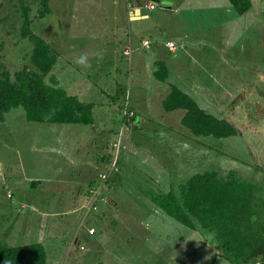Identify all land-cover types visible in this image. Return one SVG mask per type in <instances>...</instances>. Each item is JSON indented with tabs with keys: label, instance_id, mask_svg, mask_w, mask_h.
I'll return each instance as SVG.
<instances>
[{
	"label": "rangeland",
	"instance_id": "rangeland-1",
	"mask_svg": "<svg viewBox=\"0 0 264 264\" xmlns=\"http://www.w3.org/2000/svg\"><path fill=\"white\" fill-rule=\"evenodd\" d=\"M251 1L252 8L245 15H238L228 0H183V10L167 12L164 16L171 23L177 20V29L184 30L188 23L186 49L179 53L183 55L179 56L181 67L194 68L196 85L203 87L211 102H228L221 112L217 108L213 112L226 115V120L237 129L236 135L225 140L187 138L189 143L183 149L173 147L171 142L182 135L175 127L177 123L170 121L161 110L164 101L159 108L155 104L146 111L137 107L136 115L128 87L120 107L115 98H111V103L96 108L93 115L99 120L94 127L32 122L26 120L22 106L11 108L0 123V245L16 247L40 242L45 246L46 264H219L213 261L217 254L212 235L187 228L147 200L169 190L179 194L187 179L171 176V171H178L174 163L185 164L179 168L183 174L217 172L224 179L229 177L227 180L240 182L245 187L244 198H248L251 205L250 229L259 231L254 227L258 221L255 199L264 197V184L256 182L255 170L244 174L235 167L247 162L264 165V0ZM49 7L57 17L64 11L65 24H69L72 16H77L98 25L109 22L113 4L109 0H49ZM23 8L32 20L33 32L48 39L45 33L49 30L39 16L41 0H0V66L10 75L24 65L31 67L33 42L20 35ZM155 9L151 14L153 18L161 8ZM160 28L164 35L171 36L173 27L162 22ZM97 43L95 40L94 44ZM135 93L140 94L142 102L144 94L134 90ZM127 98L133 118L136 115L135 122L142 128L128 133V143L127 138L123 139L131 160H120L118 172L104 184L96 183V176L95 181L84 187L83 195L87 199L81 211L70 207L65 214L45 216L41 222L44 216L40 212L49 211L44 205L48 203L46 197L71 198L72 190L80 181L79 175L91 170L89 165L81 166L82 163L107 158L103 169L107 168L112 151V142L108 143L111 136L107 137L100 129H117ZM197 103L200 107V102ZM157 113L160 118L155 120L146 116ZM132 120L125 124L129 126ZM168 120L171 124L166 125ZM66 128L75 131L69 135L71 142L66 144V154L60 155L62 131ZM162 141H167V145L159 152ZM160 162H167L169 169L160 166L165 164ZM187 168L190 172H186ZM59 177L63 179L61 184L52 181ZM32 180L36 181V187L31 184ZM92 189V195H102L103 201L85 218ZM104 204L109 209L102 210ZM81 216L85 220L79 227ZM260 218L264 221V217ZM89 228L94 229L93 234L88 232Z\"/></svg>",
	"mask_w": 264,
	"mask_h": 264
},
{
	"label": "crops",
	"instance_id": "crops-1",
	"mask_svg": "<svg viewBox=\"0 0 264 264\" xmlns=\"http://www.w3.org/2000/svg\"><path fill=\"white\" fill-rule=\"evenodd\" d=\"M181 1L183 0H173L170 9L161 8L156 12L157 14H155L156 16L153 18L151 17V14L156 11V7L151 11L145 9L138 11L137 7L129 9L126 0H109L110 4H113L110 13V16L112 17L109 22L107 24L100 23L94 25L92 24V20L84 21L71 14L70 16H72V18L69 21V24H65L63 17L64 11H60L62 13L57 17L49 7L48 0L49 11L40 18L42 21L44 19L45 28L49 30L48 33H45L48 36V39L43 38V35L41 36L40 34L38 37L42 38L54 49L53 52L55 53L56 61L52 65L50 72L45 76V81H48L46 83L55 86V88L64 90L68 96L76 97L80 103L92 105V123L60 125H87L94 127L99 120L98 116L93 115L96 112V108H98V106L108 105L111 103V98H115L116 105L120 107V104H122L124 100V90H128L127 87L131 91L130 93L128 92V94L132 103L131 106L136 115L138 114L137 107H140L142 111H146V108H151L156 104L159 108V104H163V101L171 92L173 85L179 87L183 92L189 94L195 100L197 99V102H200L199 104H201V110L207 114H211L216 118L218 117L219 119H224L226 122H229L228 119L226 120V115H221L220 113L215 115L213 113L215 108H217L218 112H221L228 102H220L219 100L211 102L212 99L207 97L209 95L202 91L203 87H200V85L197 87L196 84L198 83H196L193 75L194 68L190 69L187 65H185L186 69L181 67L183 64H181V61L179 60V56L181 55L179 53L186 49L185 39L187 35L185 33H187L188 23H185L186 27H184V30L177 29V20H174L171 23V20H166V18H164L167 12L179 13L180 8L183 10L184 8L181 7ZM104 7L107 8L106 5H104ZM160 14L163 15L159 17ZM162 22H164L165 25L173 27L171 36L163 34L164 31L160 28ZM33 34L36 35L34 32ZM95 40L98 41L97 44H94ZM144 41L148 42V45L144 46ZM167 42H173L174 48L168 47L166 45ZM127 48L129 50V55L124 53V50ZM158 63H161L162 66H160V69ZM102 66L103 69H101ZM176 66H179L180 68L177 69ZM112 73L113 75L109 76ZM173 73L175 74L173 75ZM179 73H182L183 75L177 76ZM133 74H135V76H133ZM151 77L154 79L153 81L149 80ZM107 90H111L112 92L109 94ZM134 90L141 91L144 94L142 102L139 98L140 92L134 94ZM203 106H206L209 109H206ZM161 110L164 111V114L168 115L167 117L170 121L172 120L177 123L175 127L178 128L182 135L178 140L171 142L173 147L178 146L183 149L185 144L189 143L187 138L193 140L205 137L213 138L212 136H196L190 134L189 128L184 126L181 120L184 115V109L177 108L166 111L162 106ZM146 116L155 120L160 118V113H157L155 116H150L149 114ZM146 116L142 117L140 123L144 121ZM135 117L129 126L125 124L126 121L121 117L117 129L109 131L108 127H102L100 131L103 134H107V137L111 136L108 142L111 143L114 141L113 139H115L114 134L122 129L124 132L123 139L124 137L125 140L127 138L128 143V133L132 130L136 131L142 129L139 123L135 122ZM169 120L166 125L171 124ZM79 129L80 128H77L76 130ZM65 130L66 131H62L64 142L62 141L63 146L61 145L59 148L62 150L60 155L66 154V144L71 142L69 135L74 134L73 132L75 131L70 128H66ZM225 139L227 138L216 140ZM161 144L162 146H159V152L165 150L164 144L167 145V141H162ZM203 145L211 148L208 144ZM124 146L125 147L120 151V159L121 161L131 160L129 158L131 156L129 153L127 154V144L124 143ZM106 159L100 158V160L95 163L81 164V166L89 165L91 170H86L84 174L79 175L78 179L80 181L77 182L75 190H72L71 198L67 197L64 199V197L60 196L58 200H55V198L47 196L46 201L48 203H45L44 205L49 208L50 212L48 210L40 212L41 216H44V218L41 219V222H43L42 220L45 219V216L58 217L65 214V211L70 207L74 209L73 211H76L77 209L80 210L87 199H85L83 195L85 191L84 187L90 185L92 181L96 180L95 177L98 176L99 172L102 171L106 165ZM163 159L168 161V158L166 157H163ZM160 163H165L160 166L169 169V164H167V162ZM171 164L173 165V162ZM174 164L175 166L173 165V167L178 168V171L175 173L171 171V176L178 175L179 177H184L186 179L191 177L189 174H183L180 171L179 168L185 165L184 163L178 166L176 163ZM157 165V167H160L159 164ZM186 172H190L188 168L186 169ZM124 176L122 179H124ZM51 180L52 179H49L47 181L50 184L53 183L52 181H57L59 184L63 182L61 177L57 180ZM34 181L35 180H32L31 182ZM33 186L36 187L37 184ZM147 200L154 206L150 198H147ZM66 202L67 204H64ZM151 205L149 206L150 209H152ZM108 207L109 206L104 204L101 209H109ZM155 210L157 209L155 208ZM34 213H39V211ZM65 222L66 221H63L64 225H66ZM80 234L82 233L80 232ZM76 238H78L77 235ZM48 264L51 263L48 262Z\"/></svg>",
	"mask_w": 264,
	"mask_h": 264
},
{
	"label": "trees",
	"instance_id": "trees-1",
	"mask_svg": "<svg viewBox=\"0 0 264 264\" xmlns=\"http://www.w3.org/2000/svg\"><path fill=\"white\" fill-rule=\"evenodd\" d=\"M228 2L238 15H245L252 8L251 0ZM41 7L40 17L49 11L48 0H41ZM24 8L20 35L33 42L31 67L24 65L10 75L0 66V123L4 122L5 114L17 106L24 108L26 120L32 122L92 123L91 104L80 103L76 97L68 96L64 90L44 80L56 56L48 43L33 34L32 20ZM158 66L160 69L161 63ZM163 108L166 111L184 109L182 124L196 136L221 139L237 134L231 123L201 110L192 96L175 85L164 100ZM227 179L217 172L197 173L185 181L179 194L169 190L152 196L150 200L182 225L212 235L227 260L239 264L255 249L264 246V234L250 229L253 216L250 215L249 200L244 198L245 187ZM46 260L45 246L40 242L16 247L0 245V264H46Z\"/></svg>",
	"mask_w": 264,
	"mask_h": 264
},
{
	"label": "built area",
	"instance_id": "built-area-1",
	"mask_svg": "<svg viewBox=\"0 0 264 264\" xmlns=\"http://www.w3.org/2000/svg\"><path fill=\"white\" fill-rule=\"evenodd\" d=\"M127 1V6L129 9H134L135 7L138 8V11L141 9H145L147 11H151L153 10L155 7H157L152 1L149 0H126ZM143 45H148V42L144 41ZM168 47L170 48H174V44L173 42H167L166 44ZM124 53L129 55V50L128 48L126 50H124ZM134 116V112L133 110L130 108V102L127 98V101L122 105V118L126 121V123H129L132 118ZM123 136H124V132L122 131V129L120 131H118L114 141L111 144V156H110V160L108 162V166L105 170H102L99 175L97 176V182H102V184H104L109 178H111V176L118 172L119 170V166H120V151L125 147L124 143H123ZM94 192V189L89 190V197L91 198V202L87 207V210L85 212V218L87 216V213L89 211H96L98 209V205L99 203H101L102 200V195H92V193ZM85 218L82 220L81 222V226L85 220ZM88 232L93 234L94 233V229L93 228H89ZM83 249V247H82Z\"/></svg>",
	"mask_w": 264,
	"mask_h": 264
},
{
	"label": "flooded vegetation",
	"instance_id": "flooded-vegetation-1",
	"mask_svg": "<svg viewBox=\"0 0 264 264\" xmlns=\"http://www.w3.org/2000/svg\"><path fill=\"white\" fill-rule=\"evenodd\" d=\"M245 162H247V161H245ZM235 167H238L239 170L241 172H243L244 174L248 173L252 170H255L257 172L256 174L254 173L255 174L254 178L256 179V182H259V185L264 184V177H262L264 175V165L257 163V162H252V163L247 162L245 165L236 164ZM260 194H261V192H260ZM255 204H257V207H258L256 209L258 216H255V217H258V221H257V224H255L254 226L256 229L258 228L259 231L264 234V221L262 220V218H260V217H264V197H262V198L256 197ZM194 230L200 231L199 228L194 229ZM215 247H216L215 253L218 256L213 261H218L219 264H223V263L224 264H235V263L231 262L230 260H227L224 253L219 250L220 248L216 242H215ZM239 264H264V246L255 249L253 251V253H251L249 256H247L245 259H243V261Z\"/></svg>",
	"mask_w": 264,
	"mask_h": 264
},
{
	"label": "water",
	"instance_id": "water-1",
	"mask_svg": "<svg viewBox=\"0 0 264 264\" xmlns=\"http://www.w3.org/2000/svg\"><path fill=\"white\" fill-rule=\"evenodd\" d=\"M152 1L156 6L164 9H170L173 3V0H149Z\"/></svg>",
	"mask_w": 264,
	"mask_h": 264
}]
</instances>
